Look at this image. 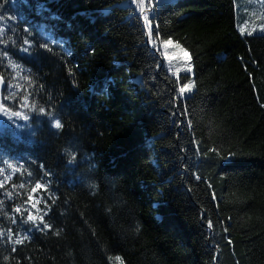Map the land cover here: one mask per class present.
Wrapping results in <instances>:
<instances>
[{
	"label": "trees",
	"instance_id": "16d2710c",
	"mask_svg": "<svg viewBox=\"0 0 264 264\" xmlns=\"http://www.w3.org/2000/svg\"><path fill=\"white\" fill-rule=\"evenodd\" d=\"M0 76V264H264V34L233 0H0Z\"/></svg>",
	"mask_w": 264,
	"mask_h": 264
},
{
	"label": "snow or ice",
	"instance_id": "6c2138e0",
	"mask_svg": "<svg viewBox=\"0 0 264 264\" xmlns=\"http://www.w3.org/2000/svg\"><path fill=\"white\" fill-rule=\"evenodd\" d=\"M132 3L133 4L143 3V0H132ZM144 11H145L144 9H141V12H140V23L143 26L144 31L147 33V37L149 38L147 42L151 46L152 45V40L150 38L152 37V29L155 26L151 23V17L149 15H144L143 14ZM53 18H58V17H53ZM25 31H28L27 27L25 28ZM242 34H243V30H242ZM251 34L252 33H247V35H251ZM24 43H25V45H28V47H23V48L20 49V51L22 53L26 54L27 56L31 57V55H32V53L30 52L31 44H30V42L27 39H25ZM169 46H172V47H174L176 49H179V51L178 52H175V51L174 52H169L168 51ZM39 47L42 48V49H46L48 51H51V49L48 47L47 43L40 44ZM163 47L165 49V51L163 53V60L164 61L171 62L173 60H188V59H190L189 53L185 49H183L179 44H174V42L172 40H170V39L163 41ZM91 51H94V49H91ZM5 55H7V53H5ZM169 71H171V69H169ZM181 71L191 72V68H188V69L177 68L175 73H174V75H175L177 80H179V78H180ZM189 88H190L189 84H187V83L181 84L179 86V88H178V92H179V94H184V93H186L189 90ZM173 91H176V89L174 88ZM0 107H2V106H0ZM3 111H4L5 114H7V109H3ZM43 112H44V109H41V113H43ZM12 116H14V117H22V114L20 112H13ZM11 118L12 117H9V119H11ZM22 118L23 119H28V117H22ZM52 119L54 121L53 126L55 128H60L61 127L60 120L55 118V117H53ZM41 188H44V190L47 191V187L45 185L37 183L35 185V187L32 189V192L35 194ZM28 200L31 202L32 208H38V205L40 203V201L38 199H34V197L32 195H30L28 197ZM15 212L20 213L21 209L19 207H17L15 209ZM47 214L48 213L45 212L44 215L35 216V215L29 213L28 216H27V220L32 222V229H34V230L49 229L50 230L51 229V225L46 223L45 220H44V216H46ZM41 225H42V228H41ZM208 226L210 228L212 227L211 222H209ZM9 238H11V237H9ZM20 242H21L20 240L16 241V243H20ZM116 259L120 260L121 258L119 256H117Z\"/></svg>",
	"mask_w": 264,
	"mask_h": 264
},
{
	"label": "rangeland",
	"instance_id": "374dc122",
	"mask_svg": "<svg viewBox=\"0 0 264 264\" xmlns=\"http://www.w3.org/2000/svg\"><path fill=\"white\" fill-rule=\"evenodd\" d=\"M233 2H234V11H235L236 30L240 34H242V30H243L242 35L247 33L264 34V0H233ZM168 39L172 40L171 38L163 39L159 44L162 57L165 51L163 47V41ZM172 41L174 42V44H178L174 40ZM168 51L178 52L179 49L169 46ZM163 63L167 71L173 76H175L174 73L177 68L180 69L190 68V64L186 60H173L171 62L163 60ZM169 69H171V71H169ZM181 73H189V72L181 71ZM186 83L191 85L190 80H188ZM189 90L186 93L180 95L182 96L187 94Z\"/></svg>",
	"mask_w": 264,
	"mask_h": 264
},
{
	"label": "water",
	"instance_id": "95a60500",
	"mask_svg": "<svg viewBox=\"0 0 264 264\" xmlns=\"http://www.w3.org/2000/svg\"><path fill=\"white\" fill-rule=\"evenodd\" d=\"M2 87H3V79L0 77V106H2V104H1V90H2ZM2 114H3V106L0 107V125L2 123Z\"/></svg>",
	"mask_w": 264,
	"mask_h": 264
}]
</instances>
